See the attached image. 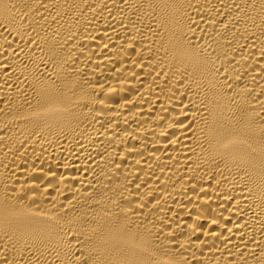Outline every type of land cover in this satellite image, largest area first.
I'll list each match as a JSON object with an SVG mask.
<instances>
[{
    "label": "bare ground",
    "instance_id": "bare-ground-1",
    "mask_svg": "<svg viewBox=\"0 0 264 264\" xmlns=\"http://www.w3.org/2000/svg\"><path fill=\"white\" fill-rule=\"evenodd\" d=\"M5 260L264 264V0H0Z\"/></svg>",
    "mask_w": 264,
    "mask_h": 264
},
{
    "label": "snow or ice",
    "instance_id": "snow-or-ice-1",
    "mask_svg": "<svg viewBox=\"0 0 264 264\" xmlns=\"http://www.w3.org/2000/svg\"><path fill=\"white\" fill-rule=\"evenodd\" d=\"M177 54H182V53H180L179 50H178V51H177ZM3 264H8L7 260H5V261L3 262Z\"/></svg>",
    "mask_w": 264,
    "mask_h": 264
}]
</instances>
